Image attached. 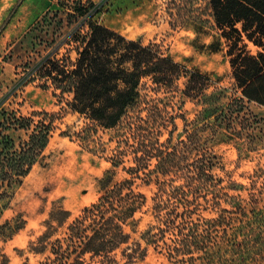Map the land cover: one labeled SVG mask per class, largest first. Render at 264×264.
<instances>
[{
    "label": "trees",
    "instance_id": "16d2710c",
    "mask_svg": "<svg viewBox=\"0 0 264 264\" xmlns=\"http://www.w3.org/2000/svg\"><path fill=\"white\" fill-rule=\"evenodd\" d=\"M63 1L59 7L71 15ZM203 2V7H197L194 0H169L168 4L175 10V14L171 12L175 23L192 30L196 37L210 38L200 48L222 53L235 91L231 96L227 88L211 89L209 73L176 62L157 44L127 39L94 20L99 12L94 6L92 14L85 13L82 0H72V15L82 23L64 42L77 44L75 61L47 55L33 67L29 81H43L41 87H51L54 96L70 95L66 107L103 129H117L118 145L109 158L113 169L98 181L100 196L54 241L55 230L71 214L61 207L51 211L46 230L31 245L35 253L49 251L52 259L42 264H116L117 252L124 264H135L146 257L148 245L165 250L172 264H244L251 258L246 246L235 260V251L242 246L234 230L219 234L221 214L209 219L192 216L197 211L193 201L203 190L211 195L213 208L219 205L221 178L215 174L219 161L212 148L219 141L236 142L252 134L258 119L248 113V103L264 109V0ZM144 80L157 94H171L200 107L191 122L195 133L186 130L185 139L172 144L175 116L162 105L163 98L142 93ZM54 118L47 112L14 117V130L27 132V138L18 143L9 136L2 138L0 200L9 198V190L41 158ZM183 120L186 125L188 121ZM198 131L205 133L204 146ZM164 133L167 137L161 140ZM125 156H130L131 165L122 170L129 178L115 182V169L123 165ZM135 179L156 186L150 206L155 223L140 237L146 246L132 238V228L127 230L137 223L135 216L147 202L145 194L133 188ZM201 198L208 201L205 195Z\"/></svg>",
    "mask_w": 264,
    "mask_h": 264
},
{
    "label": "rangeland",
    "instance_id": "374dc122",
    "mask_svg": "<svg viewBox=\"0 0 264 264\" xmlns=\"http://www.w3.org/2000/svg\"><path fill=\"white\" fill-rule=\"evenodd\" d=\"M25 1L0 0V149L4 136L11 137L16 143L27 138V132L14 130V117L47 112L55 118L49 143L41 158L22 182L9 190V198L0 200V263L6 261L8 264H42L49 260V251L35 253L31 245H35L46 230L45 223L51 211L61 207L71 214L67 223L55 230L51 239L54 241L63 237L67 225L100 196L98 181L106 171L113 169L109 158L118 145L117 129H103L66 107L70 95L54 96L51 87H41L43 81H29L33 67L47 55L75 61L77 44L64 41L82 21L72 15V0L63 1L71 15H67L65 8L61 10L58 5L61 0H45L43 3L33 0L31 4L26 2L27 7ZM168 1L82 0V3L85 13L92 14L93 6L99 10L94 20L101 25L129 40L159 45L161 51L176 62L209 73L211 89L223 87L227 88L229 96L235 94L229 65L222 53H209L206 48H200L210 38L196 37L192 30L175 23L176 16L171 15L175 10ZM194 1L197 7H203V0ZM182 81H179L181 88ZM144 83L142 93L163 98L162 105H167L169 114L175 116L173 145L185 139L186 130L195 133L191 122L200 107L171 94H157L152 91L149 81L144 80ZM246 108L258 119L251 127L252 134L236 139V142L219 141L212 148L219 161L215 170L217 177L221 178L219 205L213 208L211 195L203 190L200 195H205L208 201L201 196L193 201L197 211L192 218L209 219L221 214L223 226L219 234L224 235L225 229L229 233L234 230L242 246L236 249L235 260L247 246L251 258L247 257L244 264H264V109L252 103ZM184 118L188 121L186 125ZM198 132L204 146L207 143L205 133ZM166 137L164 133L161 140ZM123 161V165L115 169V182L129 178L122 167L131 165L130 156H125ZM69 163L77 167L73 176L67 174ZM133 183L135 191L145 194L147 202L135 216L137 223L127 230L132 228V238L139 239L146 246L140 237L150 224L155 223L150 206L156 186L154 183L146 185L141 179H135ZM226 194L234 198L228 199ZM21 224L22 229L17 230ZM116 259V264H124L119 252ZM135 264L172 263L165 250L148 245L146 257Z\"/></svg>",
    "mask_w": 264,
    "mask_h": 264
},
{
    "label": "bare ground",
    "instance_id": "6f19581e",
    "mask_svg": "<svg viewBox=\"0 0 264 264\" xmlns=\"http://www.w3.org/2000/svg\"><path fill=\"white\" fill-rule=\"evenodd\" d=\"M76 170H77V167H76V165L75 164H73V163H69L68 165H67V174H69V176H73V174H74V172H76ZM61 178V177H60ZM76 180H77V178H76ZM75 180V181H76ZM51 182V181H50ZM54 182V181H53ZM75 183V182H74Z\"/></svg>",
    "mask_w": 264,
    "mask_h": 264
},
{
    "label": "crops",
    "instance_id": "0c3cea01",
    "mask_svg": "<svg viewBox=\"0 0 264 264\" xmlns=\"http://www.w3.org/2000/svg\"><path fill=\"white\" fill-rule=\"evenodd\" d=\"M32 1H33V0H27V1H25V7H27V6H26V2L29 3V4H31ZM44 1H45V0H42V1L40 0V2H42V3H43ZM47 1L50 2L49 0H46V2H47ZM45 10H47V8H46Z\"/></svg>",
    "mask_w": 264,
    "mask_h": 264
}]
</instances>
